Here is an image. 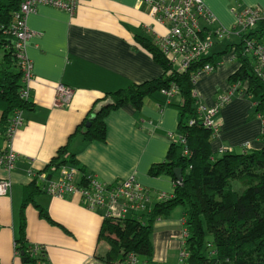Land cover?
<instances>
[{
  "label": "crops",
  "instance_id": "crops-1",
  "mask_svg": "<svg viewBox=\"0 0 264 264\" xmlns=\"http://www.w3.org/2000/svg\"><path fill=\"white\" fill-rule=\"evenodd\" d=\"M202 1L211 17L203 28L209 31L211 27L233 30L243 8L264 10V0ZM26 27L30 35L24 52L33 64L31 105L23 111L24 124L11 140L0 128V154L10 148L16 153L12 171L0 167V180L11 181L10 194L0 198V264H24L15 249L22 212L28 242L44 247L50 264H108L101 257L110 246L100 240V231L106 214L130 215L124 213L122 201L92 209L79 191L53 195L47 191V183L63 180L60 171L51 178L46 174L38 177L40 190L27 205L26 193L37 174L67 146L80 166L102 185L137 180L149 192V208L160 202V197L174 195L171 177L153 178L149 171L180 141L178 106L183 100L179 92L174 97L163 92L150 97L141 109L126 105L112 111L106 118L105 142H87L76 134L94 104L107 94L164 74L136 37L156 43L167 35L168 26L150 14L143 0H81L74 14L40 6L27 17ZM231 62L204 73L196 84L192 81L198 103L207 110L216 107L220 95L231 92L229 78L240 66L235 70ZM59 85L74 90L72 101L63 107L55 106ZM252 100L234 92L232 100L215 115L219 126L212 147L217 158L262 148L264 123L255 114L257 102ZM67 167L75 173L74 183L85 190L82 170L75 165ZM40 209L48 212L53 223L42 218ZM185 231L184 208L178 206L154 223L152 256L148 261L137 259L136 264H183Z\"/></svg>",
  "mask_w": 264,
  "mask_h": 264
},
{
  "label": "trees",
  "instance_id": "trees-1",
  "mask_svg": "<svg viewBox=\"0 0 264 264\" xmlns=\"http://www.w3.org/2000/svg\"><path fill=\"white\" fill-rule=\"evenodd\" d=\"M15 5L11 0H0V128L6 139L15 112L31 105L20 96L24 72L16 47ZM209 32L216 36V31ZM240 36V43L226 45L222 52L213 51L211 56L198 62L197 67L186 72L175 69L154 40L137 36L136 41L152 54L164 74L107 94L94 104L85 121L77 127L76 134H81L85 141L105 142L106 118L112 111L126 105L141 109L147 99L174 87L183 100L178 106L180 141L172 144L166 159L153 165L149 171L153 178L171 177L175 183L174 195L161 199L146 212L130 211L126 217L106 214L100 240L106 241L110 249L101 257L104 262L136 264L137 259L148 261L153 252L151 235L154 223L181 206L187 233L184 249L187 258L183 264H264V132L261 149L227 153L217 158L212 147L216 132L204 125L198 111L201 104L194 95L192 83L193 74L201 67L211 64L216 68L223 54L235 51L240 66L229 82L232 86L240 84V89L246 88L247 94L255 98V114L264 121V79L258 74L255 55L246 51L249 40L262 43L264 19ZM191 121H194L193 125H190ZM88 122L90 126H87ZM64 165L78 166L83 173L81 185L90 186L88 172L65 146L58 150L45 171L37 174L26 193L25 205L30 202L32 194L40 190L38 177L46 174L51 178ZM177 169L182 170V181L175 175ZM40 214L53 223L46 210L40 209ZM37 248L40 251L36 252ZM15 249L24 264H50L44 247L28 242L23 212ZM132 258L134 262H131Z\"/></svg>",
  "mask_w": 264,
  "mask_h": 264
},
{
  "label": "built area",
  "instance_id": "built-area-1",
  "mask_svg": "<svg viewBox=\"0 0 264 264\" xmlns=\"http://www.w3.org/2000/svg\"><path fill=\"white\" fill-rule=\"evenodd\" d=\"M15 2L14 6V28L16 36V47L19 50V59L21 68L24 72L25 89L21 91V99L28 100L30 98L29 84L33 77V64L25 55L24 49L26 39L29 36L26 27V19L30 14L37 11L40 6H48L64 10L70 14H74L81 0H11ZM150 8V14L160 23L167 24L168 33L165 37L157 39V44L162 52L168 57L174 66H178L179 71L186 72L190 68L197 67L198 62L205 57L212 55V50L216 44L213 35L206 28L205 23L210 22V15L203 4L202 0H143ZM261 19H264V10L260 9H244L237 14V23L232 32L240 35L247 32ZM208 32V33H207ZM216 36L220 38V43L225 42L224 31H217ZM247 52H253L258 60L257 71L259 76L264 79V43H257L252 39L247 42ZM214 70L210 64H206L197 70L192 81L196 83L201 75ZM237 89L234 87L233 91ZM171 97L178 92L174 87L171 90L162 91ZM232 93L229 95H221L217 99V105L213 109H205L200 107L199 113L202 116L204 125L216 132L219 124L214 119L219 109L230 101ZM74 97V90L64 85H59L57 89L56 106L63 107L69 104ZM23 112L17 110L12 117L7 136L8 140L17 133L23 126ZM191 121L190 125H193ZM16 153L10 148L0 154V167L10 172L15 167ZM75 173H65L64 179L57 182H48L47 191L52 194L61 195L65 192H81L85 202L92 209H100L111 206L116 201H122L125 205V214L132 212H146L150 201L149 192L137 180L131 179L118 182L117 184L102 185L92 175H89L90 186L86 189H80L74 183ZM42 177V176H41ZM11 190V181L9 179L0 180V197L6 195ZM40 251L38 248L36 252ZM186 258V252L182 254V260ZM135 259L132 258L131 262Z\"/></svg>",
  "mask_w": 264,
  "mask_h": 264
},
{
  "label": "rangeland",
  "instance_id": "rangeland-1",
  "mask_svg": "<svg viewBox=\"0 0 264 264\" xmlns=\"http://www.w3.org/2000/svg\"><path fill=\"white\" fill-rule=\"evenodd\" d=\"M239 9V8H238ZM240 10V9H239ZM258 27L259 26H257V27H255V30H257L258 29ZM211 29L215 32V31H217L216 30V28H212L211 27ZM233 30H231L230 32H224V36H225V42L223 43V44H221L220 43V38H218L217 36H215L214 38H213V40H214V42H216V47L214 48V50L213 51H215V52H222L223 51V49H224V47L226 46V45H232V44H237V43H240L241 42V36L240 35H237L235 32H232ZM262 43H264V36H263V38H262ZM236 55H235V51H232V52H229V53H226V54H223L221 57H220V60H219V63H221V64H219V66H218V68H220L221 66H223L224 64H228L229 63V60H231L232 62H231V64H232V66H234L235 67V70H236V68L239 66V63H238V61H237V59H236V57H235ZM230 64V63H229ZM176 68H178V66H175ZM245 96H247L246 94H245ZM251 99H253L252 101H254L255 100V98L253 97V96H249ZM69 168L67 167V165H64V166H62L60 169H59V171H60V175H61V177H63V176H65V173H70L69 172V170H68ZM40 176H42V177H44V175L42 174V175H40ZM39 180V179H38ZM110 186V185H109ZM88 187V186H87ZM10 192H11V190L9 191V193L8 194H6V195H3V196H7V195H9L10 194ZM53 195H56V196H62V195H58V194H53ZM3 196H1V197H3ZM0 197V198H1ZM86 203V202H85ZM87 204V203H86ZM88 205V204H87ZM184 253V252H183ZM182 253V254H183Z\"/></svg>",
  "mask_w": 264,
  "mask_h": 264
},
{
  "label": "bare ground",
  "instance_id": "bare-ground-1",
  "mask_svg": "<svg viewBox=\"0 0 264 264\" xmlns=\"http://www.w3.org/2000/svg\"><path fill=\"white\" fill-rule=\"evenodd\" d=\"M29 35H30V34H29ZM157 45H158V44H157ZM213 49H214V48H213ZM212 53H213V50H212ZM165 56H166V55H165ZM166 57H167V56H166ZM167 58H168V57H167ZM219 64H220V63L217 64V67L219 66ZM210 65H211V64H210ZM174 67H175V66H174ZM217 67H216V68H217ZM175 69H178V68L175 67ZM214 69H215V68H214ZM178 70H179V69H178ZM23 83H24V79H23ZM196 83H197V82H196ZM196 83H194V84H196ZM235 86H237V89L233 91V89H234ZM25 87H26V85H25V83H24V87H23V89H25ZM240 87H241L240 84H235V85H233V86L231 85V92H230V93H232V95H233L234 92H241L242 94H247V91L245 90L246 88H242V89H240ZM29 88H30V86H29ZM23 89H22V90H23ZM57 89H58V87H57ZM22 90H21V91H22ZM30 91H31V88H30ZM31 93H32V91H31ZM177 93H178V92H177ZM177 93H176V94H177ZM230 93L225 94V95H229ZM176 94H174V95L171 96V97H174ZM247 95H248V94H247ZM20 96H21V92H20ZM220 96H221V95H220ZM22 100H23V99H22ZM30 100H31V94H30V98H29L28 100H25V101L28 102V101H30ZM55 100H56V101H55V106H56V103H57V90H56V99H55ZM231 100H232V96H231V98H230V101H231ZM230 101H229V102H230ZM229 102H228V103H229ZM228 103H226V104H228ZM226 104H225V105H226ZM216 105H217V103H216ZM225 105H223V106H225ZM256 105H257V103H256ZM223 106H222L220 109H222ZM56 107H58V106H56ZM200 107H203V106L200 105L199 108H200ZM199 108H198V109H199ZM203 108H205V107H203ZM205 109H206V108H205ZM21 111L23 112L24 110H21ZM198 111H199V110H198ZM14 115H15V114H14ZM259 116H260V115H259ZM261 119H262V118H261ZM262 121H263V119H262ZM263 123H264V121H263ZM7 131H8V130H7ZM18 131H19V130H18ZM18 131H17V132H18ZM263 132H264V129H263ZM216 133H217V131H216ZM6 134H7V133H6ZM7 140H8V136H7ZM185 153L187 154L188 151H186ZM160 198H161V199H164L165 197H160ZM149 203H150V201H149ZM185 235H186V236H185V238H186V237H187V233H186V231H185ZM186 258H187V257H186Z\"/></svg>",
  "mask_w": 264,
  "mask_h": 264
},
{
  "label": "water",
  "instance_id": "water-1",
  "mask_svg": "<svg viewBox=\"0 0 264 264\" xmlns=\"http://www.w3.org/2000/svg\"><path fill=\"white\" fill-rule=\"evenodd\" d=\"M175 175L179 181H182V177H183L182 170L180 169L175 170Z\"/></svg>",
  "mask_w": 264,
  "mask_h": 264
}]
</instances>
